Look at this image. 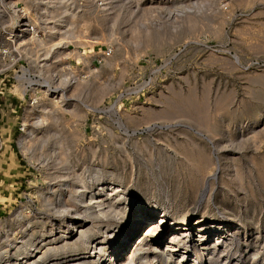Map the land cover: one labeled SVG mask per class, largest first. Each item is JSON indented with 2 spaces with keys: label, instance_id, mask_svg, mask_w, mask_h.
<instances>
[{
  "label": "rangeland",
  "instance_id": "374dc122",
  "mask_svg": "<svg viewBox=\"0 0 264 264\" xmlns=\"http://www.w3.org/2000/svg\"><path fill=\"white\" fill-rule=\"evenodd\" d=\"M43 2L31 0L29 18L43 31L45 59L68 41L58 55L78 58L91 41L111 53L66 92L43 91L35 105L10 70L0 73V264L7 250L52 248V236L71 230L49 234L52 223L66 224L83 205L73 192L91 190L95 200L108 197L109 186L127 200L125 214L143 204L169 221L207 224L203 238L178 244L192 253L166 252L162 264H197L201 252L202 264H264V0H60L55 17L42 20ZM25 6L19 0L17 8ZM11 7L0 0V50L5 22L16 21ZM95 222L103 223L86 225ZM148 224L134 242L148 237ZM119 227L125 217L111 223L107 239ZM132 251L130 243L119 260Z\"/></svg>",
  "mask_w": 264,
  "mask_h": 264
},
{
  "label": "bare ground",
  "instance_id": "6f19581e",
  "mask_svg": "<svg viewBox=\"0 0 264 264\" xmlns=\"http://www.w3.org/2000/svg\"><path fill=\"white\" fill-rule=\"evenodd\" d=\"M58 1L60 2V0H44V2L42 3L43 4L42 7H40V8H42V10H41V12H38L39 13L38 17L42 18V20L44 17H48V16L50 18L55 17V16H53L52 12L50 14V10L54 7V4H56ZM1 3H2V1H1ZM8 4L14 6L15 12L13 10V7H11V9L14 12V15L16 16V22H15V20H13V22H12L11 18H10L11 20H8L5 22V23H7L6 27L9 31L10 27H11L10 25L12 23L16 24V25L19 23V25H21L20 22L17 21L18 18L21 19L24 17H27V18L29 17V13H30L29 10L32 6H31V0H26V6L23 8H20V7L17 8L19 5V0H8ZM5 5H7V4H5ZM1 6H3V5H1ZM3 8H4V6H3ZM57 18H59V17H57ZM50 20H52V19H50ZM69 22L70 21H68V23H66L64 26L70 25L71 22L70 23ZM57 23L58 22H56V24H55L52 21L51 22V24H52L51 28H52L53 24L55 25V27L57 25H59ZM66 29H67V27H66ZM6 31L7 30L2 29V32L4 34H7ZM13 38H14L13 39L14 43L17 42L18 45L23 42V41H21L22 37L18 36V34H16ZM10 39H11V36L9 37L7 35L6 36L4 35V40L6 43H7V41L9 42ZM41 41H45V40L42 39ZM62 99H63V95H60L59 101L57 102V100H55L54 104H59L60 102H62ZM38 104L36 106L37 113L40 112V108H42V106H40ZM38 114H40V113H38ZM24 134H27L26 129H24ZM117 188L118 187H112V186L110 187L109 186V188H108L109 193L107 195L108 197L99 196L95 200L93 199L94 197H93V194L91 193V190L87 196H86V193H84L85 190H77V191L75 190L73 192L74 200L77 199L79 205H80V202H82V204H83V205L81 204L82 206L80 208H78V209L76 208V210H78V213L69 214L66 224L61 222V220L57 221L55 223H52V226H51L52 228L48 232H49V234H54V233H56L57 230L61 229L63 226L67 227L69 225L71 226V230L70 231L61 230L60 236H57V237L52 236L51 241L47 244L52 245L53 247L47 248L46 250L44 249V247L47 246L46 244H45V246L44 245L41 246L40 243H36V244L32 245V247H30V248H28V247L25 248L24 247L25 243H24V244H22L24 246L19 247V250L20 249L23 250L21 252V251L17 250V248H16L19 245L18 246L16 245L15 252H12V251L7 252L8 251L7 250L6 253H4L5 257L7 258L6 264H40L44 261H46V264H48V263L59 264V262H68V264L69 263H71V264H102V262H99V260H100V258L103 257L102 254L106 250V248H107L106 245L109 244L108 240H110V239H114L115 243L111 244V247H110L111 251L109 253L108 264H115L114 261H118L121 258V256H123L125 249L128 247V245L130 243H131L132 248H133V251H132L133 253L130 254L125 260H123V259H122L123 261L119 260L116 264H162V258H163V256L167 255L166 252H170L169 255H171V253H175V252H179L180 254L182 253V255H186L190 252L192 253V250L189 249V247H186L187 245H185V247L182 246V248H180L178 246L179 243L187 244L188 243L187 239H188V241L189 240L195 241V237H197V236L199 237L200 235L203 238L207 224L205 225V223H203L204 220L200 217L196 218L195 220H192L191 217H184V218L182 217L177 222H174V220L169 221V220H166L164 210H162L160 212H156L155 211L156 209H153V208L146 210L143 207V204H137L136 206L133 205V207H131L130 211L125 214L124 210L126 211V205H127L126 201L127 200H125V198H123V196H121V194L119 193L120 191ZM84 196H85L86 200L83 199ZM68 211H67V213H68ZM124 217L126 218V226L127 227L122 228V229L119 227L117 232L110 235V238L107 239V237L109 236L108 234L110 233L109 227L111 226V223H113L114 220L121 219ZM93 220L103 221V223L97 222V224H96V222H95V224H93L94 226L92 228L90 226L86 225L89 221H93ZM219 222H222V221H219ZM144 223H146V224L149 223L145 229L146 234L144 233L145 235L148 236L147 237L148 239L143 238V239L139 240L140 239L139 238L134 242L136 232L138 231V226L140 224L142 225ZM66 227H65V229H67ZM181 227H185L183 229V232H181V233L179 232L180 234L174 232L175 230H177L178 228H181ZM228 228H229V225L225 228V231L220 234L221 237H217V239L224 238L223 235L228 233V231H229ZM63 229H64V227H63ZM169 230H171L172 234L168 238ZM161 231H163V233L159 234ZM195 231H197V233H199V234H195ZM28 240H30V239H28ZM204 240H205V238H204ZM219 240H218V242H219ZM147 241L152 245H150V247L146 251L142 248L143 247L142 245ZM163 241L166 242L164 249L162 248L161 253H156L155 250H157L159 247H162L161 243ZM56 243L57 244L60 243V245L54 246ZM27 246H28V244H27ZM147 246H149V245H147ZM87 247H89L88 250H86ZM82 248H84L85 251L82 253H77V252H80L82 250ZM69 250H72L73 254L71 253L72 255H70V256L65 255L62 258L63 259L62 261L59 260V262H57L58 259H61V258H58V256H60L61 254H65L66 251H69ZM62 251H64V252H62ZM180 251H182V252H180ZM201 254H202V252L193 255L195 257V261L197 262V264H202V260L200 259ZM95 255H98V257L95 258ZM148 255H150L149 257H151L153 259L156 256L155 262L151 261L150 263H148L146 261ZM100 256H102V257H100ZM180 257H182V256H179L178 259H180ZM187 257H189V256H187ZM25 259L28 261V263H26V261H25V263L22 262ZM205 259H206V257H204V260ZM55 260H56V262H55Z\"/></svg>",
  "mask_w": 264,
  "mask_h": 264
},
{
  "label": "built area",
  "instance_id": "2783aa9c",
  "mask_svg": "<svg viewBox=\"0 0 264 264\" xmlns=\"http://www.w3.org/2000/svg\"><path fill=\"white\" fill-rule=\"evenodd\" d=\"M17 21L21 25L12 23L10 30L6 31L11 39L0 50V73L10 70L11 80L20 85L21 95L29 105H35L45 97V90L57 95L66 92L76 81L95 72L111 53L109 45H96V42L91 41V46L87 51H81L78 58L58 55L60 48L68 47V41L62 43L63 46L54 47L51 57L45 59L44 48L37 43L44 38L42 29L29 17L18 18ZM16 34L22 37L23 42L19 45L13 41Z\"/></svg>",
  "mask_w": 264,
  "mask_h": 264
},
{
  "label": "crops",
  "instance_id": "0c3cea01",
  "mask_svg": "<svg viewBox=\"0 0 264 264\" xmlns=\"http://www.w3.org/2000/svg\"><path fill=\"white\" fill-rule=\"evenodd\" d=\"M9 134H10V133H9ZM9 134H8V135H9Z\"/></svg>",
  "mask_w": 264,
  "mask_h": 264
}]
</instances>
